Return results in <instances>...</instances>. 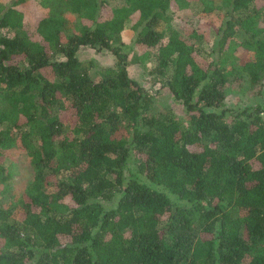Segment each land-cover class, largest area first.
I'll list each match as a JSON object with an SVG mask.
<instances>
[{
	"label": "trees",
	"instance_id": "1",
	"mask_svg": "<svg viewBox=\"0 0 264 264\" xmlns=\"http://www.w3.org/2000/svg\"><path fill=\"white\" fill-rule=\"evenodd\" d=\"M263 83L264 0H0V264H264V103L225 107Z\"/></svg>",
	"mask_w": 264,
	"mask_h": 264
},
{
	"label": "rangeland",
	"instance_id": "2",
	"mask_svg": "<svg viewBox=\"0 0 264 264\" xmlns=\"http://www.w3.org/2000/svg\"><path fill=\"white\" fill-rule=\"evenodd\" d=\"M220 0H215L216 3H219ZM33 10H29L26 12V16L31 19L34 13ZM192 15V14H191ZM188 12L181 13L176 17L175 23L178 26L189 27V24H186L188 19L193 18ZM134 32L131 30H126L124 32V43H123V51L130 53V51L134 48L133 44ZM214 36L210 37V43H212ZM78 57L86 62L89 60H94V64L96 67L101 68L104 66H108L113 63L114 56L108 50H97L96 48H92L89 46H81L78 51ZM95 69H92V74H95ZM149 67L146 69L142 68L140 64H133L129 67L130 75L137 80L146 90L154 95V105L158 110H163L164 108L171 109L178 117L185 116V106L181 101H177L172 96L171 92L160 85L159 82H154L151 80L152 76L148 74ZM237 85L231 88L226 99H225V107L228 109L241 110L245 107L255 106L256 104L264 103V83L262 86L261 95L242 92L237 90ZM9 158L7 164L10 166V172L13 177H11V184L14 185V192L19 195L30 179V170H29V157L25 152H20L18 150H12L9 152ZM11 163V164H10ZM135 167V163L133 160H130L127 168L133 169ZM149 185L154 186V184L147 182ZM158 188V187H157ZM170 199L173 201V195H169ZM1 197V196H0ZM106 207L109 209L114 207L116 204V200L112 202H105Z\"/></svg>",
	"mask_w": 264,
	"mask_h": 264
}]
</instances>
